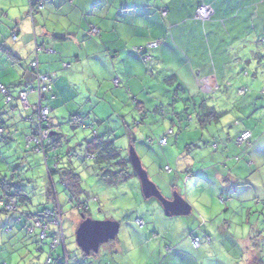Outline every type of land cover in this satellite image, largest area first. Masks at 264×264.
I'll return each instance as SVG.
<instances>
[{
	"label": "crops",
	"instance_id": "0c3cea01",
	"mask_svg": "<svg viewBox=\"0 0 264 264\" xmlns=\"http://www.w3.org/2000/svg\"><path fill=\"white\" fill-rule=\"evenodd\" d=\"M32 1L40 2L33 17ZM205 4L214 14L202 22L195 12ZM92 28L98 29L99 35H91ZM13 33L17 34L16 42L8 41ZM127 33L147 43L129 47L124 40ZM153 42L161 44L147 52V61L133 51ZM36 47L40 50V72L52 78L54 93L48 99L50 108L53 106L51 112L75 102L79 113L69 109L71 118L83 117L89 109L95 113V121L104 125L110 117L105 115L114 106L120 113L134 110L144 124L153 110L162 113L164 126L173 117L171 112L181 121L175 113L178 109L187 108L186 113L194 109L204 130L199 128L203 132L189 136L193 144L186 147L184 155L197 152V174L187 173L189 166L178 161L175 174L164 169L172 180L170 189L169 184L164 188L167 178L162 174L151 176L161 194L173 192V196H181L190 205L191 214L167 217L163 207L151 202L154 211L145 212L143 220L137 217L136 221L144 224L140 227L149 221L154 236L171 240L165 243V249L152 252L150 262L264 264V122L253 128L238 117L241 114L254 118V113L264 108V0H0V83L3 77L12 76L4 84L15 85L16 99L22 90L28 91L34 85L29 66L37 58ZM9 63L12 72L6 68ZM77 85L83 87L84 95L75 94ZM33 98L35 102L30 101ZM37 101V94L30 93L29 107L17 101L14 105L16 109L23 106L25 113L21 115L27 119L34 115L29 112L34 113ZM211 108L218 123L230 113L237 126L222 134L208 132L211 119L204 126L201 121L206 120L203 115ZM188 118L192 120L193 116ZM170 119L171 127H175L176 120ZM0 121L3 122L1 116ZM52 123L55 133L60 126ZM3 125L6 126L4 122ZM109 128L112 138L115 130ZM170 130L180 148L181 135ZM246 130L253 133V139L239 146L236 140ZM128 134L136 143L135 134ZM117 139H113L115 145ZM169 143L170 140L162 148ZM167 149L174 153L170 147ZM255 175L261 176L260 180L254 179ZM54 179L55 176L51 181ZM256 185L260 193H254ZM55 192L57 195L56 187ZM196 193H207L210 199L198 200L197 207L191 202ZM93 200V204L101 202L99 198ZM216 202L222 206L218 210ZM90 204H86L87 212ZM150 214L154 215L152 220ZM191 236L200 239V247L195 248L193 240H189Z\"/></svg>",
	"mask_w": 264,
	"mask_h": 264
},
{
	"label": "rangeland",
	"instance_id": "374dc122",
	"mask_svg": "<svg viewBox=\"0 0 264 264\" xmlns=\"http://www.w3.org/2000/svg\"><path fill=\"white\" fill-rule=\"evenodd\" d=\"M31 34L33 36L35 35L34 32ZM8 41H12V37H10ZM2 43L3 41H1V45ZM3 55L4 50L1 51V56L3 57ZM5 57L8 59L7 54ZM6 62L8 63L7 60ZM6 68L7 70L11 69L10 72H12L13 68H11V63H9ZM10 79H12L10 75L3 77V84L6 80L8 81ZM75 87L78 89V92H75L76 95H84L81 85ZM35 100L34 98L33 100L30 99L31 102H35ZM14 104L15 103L12 102V104L7 105L5 98L0 94V116L6 124L5 127H7L4 137L7 140L0 139V181L7 178L10 184H15L26 191L30 201L27 202L26 206L21 205V213L19 212L15 216H13V213H3L0 215V264L46 263L50 256V241L40 242V245H38L35 241V236L28 235L26 221L23 217L25 212L37 213L44 209H53L56 199L58 200L59 206L62 207L59 211L62 214L69 264H139L138 261L130 259L132 252V247L128 243L130 240L135 241V246L139 249L141 257H145L148 264H154L150 262L149 259L152 252L157 251L159 248L165 249V243L171 240L161 235L157 237L154 236L153 234L155 232L152 231L153 227L151 226L152 224H149V221H145V227H140L136 219L140 217V219L143 220L142 218L143 215L146 214L145 212L149 211V213H151L154 211V207L149 205L151 202L155 205L158 203L162 208L161 203L156 199L145 198L141 190V180L137 177L131 163L127 166V172L129 174L128 181H119L116 184L104 181L100 175L93 170V161L87 159L85 140H92L94 138L95 129L99 132L96 133L97 135L103 136V134L108 133L109 127H112V130H115L112 139L118 138L115 146L121 150L123 157L129 160L130 150L134 149L137 157H139L141 161L142 167L148 173L149 179L155 183V181L151 179V176L157 173L162 174V178H167V181L164 182V188L169 184L170 186L167 187L170 189L172 180H169L167 177L169 174L165 173V171L169 172L167 168H170L174 173V171H176L177 162L180 161L189 166V168L185 170L187 173L195 172V176V174H197L196 171H198L197 152L192 150L189 156L184 155L186 153V147L189 144H193L189 136H194L196 131L203 132L202 130H204L199 126L200 123L198 124V120L195 118L194 109L187 110V113L185 112L187 108L178 109L175 113L181 117V121L177 120V117L174 116L175 114L171 112L170 114L173 117L170 118L176 120V126L171 127L172 120L170 118V121L166 125H161L163 124L162 113H155V111L151 110L148 115L149 118L146 120L144 119L146 121V124H144L142 117L139 116V114L137 116L134 110H124L123 113H120L113 102L112 105L115 108L112 107L109 114L104 113L106 114L105 118L110 116L107 118L104 125H97V121H95L94 118L95 113H91L88 109L87 113L83 115V117L81 116L77 121L79 126L73 128L70 123L71 114L68 112L69 109H77L75 111L78 112L79 107L75 102H70L64 106L57 107L51 112V122L54 121L55 125H57L56 127L60 126L55 133L62 134L64 138H62L59 149H57L56 152L49 151V163H47L48 161L45 160L42 153H35L34 150L27 147V138H25V136L32 134L31 126L29 122L25 120L26 116L23 117L21 115V113H25L23 106L20 105V109H16ZM44 106L50 108L48 99L44 101ZM50 109L52 110L53 106H51ZM98 111L100 112V110ZM210 112L211 110H207L208 114ZM30 113L33 114V110H31L29 114ZM189 115L193 116L192 120L188 118ZM236 115L238 116V112H236ZM260 115L262 116L261 120ZM57 116L58 123L56 122ZM246 116H242L241 114L238 116L240 119H243L241 123L244 124L248 122L250 126L257 128L260 121L264 122V108L258 109L253 115L256 116L254 118H247ZM222 120V123H218V120L211 118V125H207L208 132H219L222 134L221 131H228L237 126L235 116H230V113L222 117ZM92 127L93 130L91 129ZM172 128L178 136L181 135L179 139L180 148L176 146L174 141L176 137L171 136L168 138V140H170V145L168 147H170V150L174 153H170L167 149L168 147L163 149L160 144L161 139H164L165 135L168 133L167 131ZM131 132L135 134L136 143H133L132 138L128 134H131ZM201 146L205 145L202 144ZM71 148L72 150L70 151ZM73 152H76V156ZM255 154L256 152L252 153L254 159L258 161ZM55 157L56 159L59 158V168L70 167V165L73 164L71 167H74L75 171L81 177L83 193L80 196V201L83 204L91 203L88 205V213L90 214L85 218L96 223L112 221L118 226H121L120 233L113 241L110 240V242L102 243L98 251L93 252L95 253L93 255H84L76 242L78 228L85 220L82 218L83 214L80 213L77 207L71 204L72 199L69 198L68 193L64 190V186L59 183L57 176H55L53 183H55L58 197L56 198L54 195L47 170L48 167L56 168ZM165 166H167V168H165ZM262 175H264V169H262ZM185 176L186 173H184V177ZM255 176L254 179L260 180L261 176ZM184 182L185 180L183 184ZM156 186L159 189L157 184ZM256 187L258 188L257 185ZM260 190L259 187L257 191H253L254 193H260ZM171 193L172 198L174 196L173 192ZM96 198H99L101 202L93 204V199ZM253 203L254 206L257 207L255 200ZM101 205L104 207H101ZM162 211L164 213L163 208ZM150 215H152L150 217L152 220L154 215ZM119 222H121V225ZM28 236L32 238H28ZM194 238L195 237L191 236L189 240H193ZM153 245H155V247H153ZM53 254L56 259L60 257L61 261L64 263L65 254L62 247L55 250Z\"/></svg>",
	"mask_w": 264,
	"mask_h": 264
},
{
	"label": "trees",
	"instance_id": "16d2710c",
	"mask_svg": "<svg viewBox=\"0 0 264 264\" xmlns=\"http://www.w3.org/2000/svg\"><path fill=\"white\" fill-rule=\"evenodd\" d=\"M40 2H36L34 3V1H32L30 9L31 10H35L38 9L37 7H39ZM30 11V16H34L35 13ZM16 36V40H17V34L13 33L12 34V40L13 37ZM16 40H13L16 42ZM39 47V46H37ZM36 47V49H38ZM142 57H146L147 56V52H143L140 54ZM34 61V60H33ZM39 64V63H38ZM31 65V64H30ZM30 67V66H29ZM39 67V65H38ZM40 68V67H39ZM30 72L32 75V78L34 79V85L31 88H28V91H21V92H30L35 88L36 85V73L35 71L30 67ZM39 73L40 69H39ZM42 74V73H41ZM44 75V74H42ZM46 75V74H45ZM49 76V75H48ZM50 77V76H49ZM52 79V78H51ZM15 85H9L6 86L3 83H0V94L2 97L5 98L6 100V104L10 105L12 104V102L17 101L20 103V94L17 97V99L15 98V92H13V89ZM53 86V85H52ZM1 87H3L6 92H8V95H10L12 97V100L7 103V97L1 92ZM53 90V87H52ZM29 93V94H30ZM54 90L52 92L53 96ZM38 97V96H37ZM47 98V97H46ZM16 99V100H15ZM47 99H50V96H48ZM46 100V99H45ZM44 102V101H43ZM36 105L35 104V108H34V115L27 118L26 120L29 122V119H33L36 120L38 114H36ZM44 106V103H43ZM45 107V106H44ZM48 107V106H47ZM211 112L208 114L206 113L205 115H203V119H206L205 121H201V125H205L206 122H209V119L213 118L214 120H217L216 116H215V111L211 108L210 109ZM208 109V111H210ZM76 119H80V117H76L73 116L70 119V123L72 124L73 128H76L77 126H79L78 122L76 121ZM99 123V125H102L101 122H96ZM30 126H31V133L29 136L33 135L35 132V128L36 126L31 124L29 122ZM50 125L52 127V132L50 134V144L47 145L45 147L46 152L42 153L39 151H34L42 153L45 160L48 161L49 159V151H57V149H59V145L61 143L62 138H64V136H62V134H55L53 131V125L50 119ZM93 130V128H91ZM0 138L5 139V132H6V127H4L3 122L0 121ZM3 130V132H2ZM95 135L94 138L92 140H86V152H87V159H91L93 161V170L96 171V173H98L100 175V177L106 181V182H110V183H118L119 181L121 182H126L129 180V174H128V169L127 166L130 164L129 160L126 159L125 157H123L121 150L115 146V140H113L111 138V135L106 133L103 134V136H99L97 135L96 131H94ZM27 136V137H29ZM26 137V138H27ZM7 140V139H5ZM26 145H27V141H26ZM32 150H35V146H31L30 147ZM37 149H39L37 147ZM76 156V152H73ZM56 168H50L48 167L47 172L49 173V177L50 180L54 177V176H58L59 177V183L62 184V186H64V190L68 193L69 198L72 199L71 200V204H74L75 207L80 208L82 214L85 216L88 212L86 210V203L83 204L80 201V196L83 193L82 190V183H81V178L80 175L75 171V169L73 167H64V168H59V158L56 159ZM49 163V161L47 162ZM49 165V164H48ZM52 184V188L54 191V195L57 198L56 192H55V184L53 183V181H51ZM17 201V211H15V213H13L12 211H8L5 207H0V215H2L3 213H13V216H15L17 213H21V205H25L27 204V202L30 201V198L28 197V194L26 191H24L22 188L18 187L15 184H10L7 181V178L4 180L0 181V202H5V204H8V202L13 201V200ZM62 207L59 206L58 204V200L56 199V203L53 209L47 210L44 209L42 211H38L37 213H32V212H25L24 213V217L23 219L26 221V230L28 232V235H34L35 237V241L36 243H38V245H40V242H45V241H50V256L47 259L45 264H69V260H68V254L66 251V237H64V241L63 243H61L60 245H54V239L56 237V233H57V228L52 224V218L50 217V213H55L57 211V209H61ZM48 220V221H47ZM36 221L40 222L42 224V227L37 228L36 227ZM47 224V237L46 239L42 240L41 239V233L43 232L42 230L45 228V225ZM62 230H63V224H62ZM64 231V230H63ZM65 235V232H64ZM32 238L31 236H28V238ZM59 247H62L64 249V258L65 261L64 263L61 261V258H55L54 256V252L55 250H57ZM82 252V251H81ZM90 254H93V252H91ZM84 255H87L84 253ZM50 260V262L48 263V261ZM7 264V263H4Z\"/></svg>",
	"mask_w": 264,
	"mask_h": 264
},
{
	"label": "built area",
	"instance_id": "2783aa9c",
	"mask_svg": "<svg viewBox=\"0 0 264 264\" xmlns=\"http://www.w3.org/2000/svg\"><path fill=\"white\" fill-rule=\"evenodd\" d=\"M31 12L36 13L35 10H31ZM33 13V14H34ZM196 18L202 22L209 21L214 14L212 11V8L208 5H202L196 10ZM165 15V14H164ZM91 35L97 36L99 35V30L96 28H92ZM13 40H16V36L13 37ZM161 42H153L148 44L145 48H136L133 51L135 53H143V52H148L149 50L152 49H158L160 47ZM40 50L36 49V55L38 54ZM145 60H149L148 57H145ZM38 55L37 58L32 61L30 67L35 71L36 73V85L35 88L31 91V93H35L38 96V103L36 105V114H38L37 119H29V122L33 125L36 126L35 132L33 135L27 137V147H31L32 145L35 146L34 151H39L42 153L46 152L45 147L50 144V134L52 132V127L50 125V115H51V110L47 106H43V101H45L46 97L52 95V79L48 75H42L39 73V67H38ZM1 92L7 97V103H9L12 100V97L8 95V92L1 87ZM30 92H21L20 94V102L24 104L25 107H29L30 103H28V95ZM242 95L244 93L241 92ZM79 119H76L78 121ZM1 132V130H0ZM3 132V130H2ZM168 133L165 135L164 139H161L160 144L164 147V145H167L168 138L172 135H174V132L172 130H168ZM253 139V133L251 131L246 130L243 132L237 141V144L239 146H244L247 144H250ZM37 147L39 149H37ZM169 172H171L170 168H167ZM224 201V200H223ZM0 207H5L8 211H12L15 213L17 211V201L14 199L13 201L8 202V204H5V202H0ZM60 209H57L55 213H50V217L52 218V224L57 228V233L56 237L54 239V245H60L64 241V231L62 230V214L59 211ZM48 221V220H47ZM139 226H143V222L141 220L136 221ZM36 227L41 228L42 224L38 221H36ZM47 224L45 225V228L42 230L43 232L41 233V239L44 240L47 237ZM193 244L195 248H198L201 246L200 244V239L199 238H194L193 239ZM50 260L48 261V263Z\"/></svg>",
	"mask_w": 264,
	"mask_h": 264
},
{
	"label": "water",
	"instance_id": "95a60500",
	"mask_svg": "<svg viewBox=\"0 0 264 264\" xmlns=\"http://www.w3.org/2000/svg\"><path fill=\"white\" fill-rule=\"evenodd\" d=\"M129 162L132 168L135 170L137 177L141 180V190L144 193L146 199H156L161 203L165 214L167 217L172 216H188L191 213L190 205L181 198V196H176L169 200L158 191L155 183L153 184L148 178L147 172L142 168L141 161L137 157L134 149L130 150ZM86 216H82L85 222L78 228L76 242L79 248L85 254H90L91 252H97L102 243L110 242L113 240L120 231L119 226L112 222H93L87 220Z\"/></svg>",
	"mask_w": 264,
	"mask_h": 264
},
{
	"label": "clouds",
	"instance_id": "9594fccd",
	"mask_svg": "<svg viewBox=\"0 0 264 264\" xmlns=\"http://www.w3.org/2000/svg\"><path fill=\"white\" fill-rule=\"evenodd\" d=\"M15 14V13H14ZM124 40L128 41V46L131 47L132 44L135 43H147V40H135L131 38V33H127L124 35ZM165 196H172L171 192H166L164 193ZM208 199H210V197L208 196L207 193H204L203 195H201L200 193H196L195 195H193L191 202L196 204L197 207H200V203H197L198 200L201 201H207ZM222 207L221 205H219L218 202H216V208L217 210ZM204 210V209H202ZM129 245L132 247V252L130 255V259H132L133 261H138L139 264H148V261L145 257H141L140 255V251L139 249L135 246V241H128Z\"/></svg>",
	"mask_w": 264,
	"mask_h": 264
},
{
	"label": "snow or ice",
	"instance_id": "6c2138e0",
	"mask_svg": "<svg viewBox=\"0 0 264 264\" xmlns=\"http://www.w3.org/2000/svg\"><path fill=\"white\" fill-rule=\"evenodd\" d=\"M153 247H155V245H153Z\"/></svg>",
	"mask_w": 264,
	"mask_h": 264
}]
</instances>
